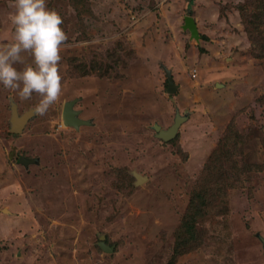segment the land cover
I'll return each instance as SVG.
<instances>
[{
	"label": "rangeland",
	"instance_id": "1",
	"mask_svg": "<svg viewBox=\"0 0 264 264\" xmlns=\"http://www.w3.org/2000/svg\"><path fill=\"white\" fill-rule=\"evenodd\" d=\"M12 2L0 0V45ZM46 3L68 36L62 93L41 116L39 96L0 84V264H264V0ZM73 98L79 128L62 116ZM13 102L33 109L21 132ZM177 108L188 116L164 140L154 124Z\"/></svg>",
	"mask_w": 264,
	"mask_h": 264
},
{
	"label": "clouds",
	"instance_id": "2",
	"mask_svg": "<svg viewBox=\"0 0 264 264\" xmlns=\"http://www.w3.org/2000/svg\"><path fill=\"white\" fill-rule=\"evenodd\" d=\"M10 7L13 38L0 45V84L21 100L35 93L40 99L34 111L43 116L62 93L60 53L68 40L63 19L47 7L46 0H13ZM23 53L31 55V64H25ZM17 64H25L23 70Z\"/></svg>",
	"mask_w": 264,
	"mask_h": 264
},
{
	"label": "water",
	"instance_id": "3",
	"mask_svg": "<svg viewBox=\"0 0 264 264\" xmlns=\"http://www.w3.org/2000/svg\"><path fill=\"white\" fill-rule=\"evenodd\" d=\"M184 27L190 29L191 35L193 37H195L197 39L200 37L197 22L193 16H191V15L185 16ZM166 71H167L168 83H169L168 90L169 91L177 90L179 85L175 82L174 77L172 75V71L169 68H166ZM217 84L221 85L220 83H217ZM76 101H77V98H73V99L67 100L65 102V104L63 106L62 116L64 118V122L67 125H71V126L79 128V126L81 124L89 123V120H86L80 116V114H79L80 110L75 108ZM32 113H33V109H30V110L20 114L17 103L13 102L12 103V115H11V123H12L11 129L14 132H21ZM187 116L188 115H183L180 112V110L177 108L176 114L174 117V122L169 127L164 128L159 123L154 124V128L157 131L156 132L157 136H159L162 139L167 140V141L174 138L179 131V127H180L182 121L185 120L187 118ZM19 160H20V162L24 163L25 165H28L29 163L34 162L36 160V157L33 158V157L21 155L19 157ZM134 174L137 178V183H140L145 178L141 173H139L137 171H134ZM261 238H262L263 244H264V237L261 236ZM100 243H101L104 250L113 251L114 247L105 242V236L104 235H102Z\"/></svg>",
	"mask_w": 264,
	"mask_h": 264
},
{
	"label": "trees",
	"instance_id": "4",
	"mask_svg": "<svg viewBox=\"0 0 264 264\" xmlns=\"http://www.w3.org/2000/svg\"><path fill=\"white\" fill-rule=\"evenodd\" d=\"M258 19H260L259 17H258ZM253 38V37H252ZM167 81H168V79H167ZM77 103V102H76ZM76 103H75V108H76ZM200 197L202 198V200H204V201H202V203L204 204V205H202V206H198L197 205V207L199 208V209H196L195 208V210H193V208L191 207L189 210H188V216L186 217V224H188V227H190L191 226V224H193V221H194V219L196 218L197 220H199V219H203V217H202V215L200 214V212L201 211H203L204 209H205V207H206V205H208L210 202H209V197H208V199H206V197L204 196V194H202V195H200ZM205 198V199H204ZM192 213V215L190 214V213ZM193 217V218H192ZM195 219V220H196ZM101 239H100V241L98 242V246L101 248V249H103V247H102V245H101ZM105 242L107 243V244H109L108 243V241H107V239H105ZM104 250V249H103ZM106 251V250H105ZM110 252V251H109Z\"/></svg>",
	"mask_w": 264,
	"mask_h": 264
},
{
	"label": "bare ground",
	"instance_id": "5",
	"mask_svg": "<svg viewBox=\"0 0 264 264\" xmlns=\"http://www.w3.org/2000/svg\"><path fill=\"white\" fill-rule=\"evenodd\" d=\"M21 114V113H20Z\"/></svg>",
	"mask_w": 264,
	"mask_h": 264
}]
</instances>
